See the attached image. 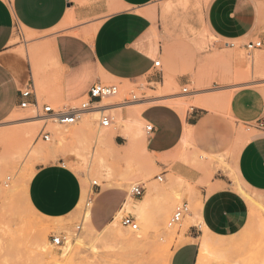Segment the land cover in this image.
<instances>
[{
	"label": "rangeland",
	"instance_id": "obj_1",
	"mask_svg": "<svg viewBox=\"0 0 264 264\" xmlns=\"http://www.w3.org/2000/svg\"><path fill=\"white\" fill-rule=\"evenodd\" d=\"M73 1L83 6L91 2ZM106 1L113 7L107 9L102 19L117 9L115 0ZM209 2L156 0L151 7L149 17L154 23L156 45L162 54L158 70L164 74L163 82L150 85L145 80L136 84L104 81L119 86L120 91L117 96L104 100L101 107L112 103L121 107L131 104L127 110L131 113L142 111L144 107L137 104L143 103L177 110L172 104L177 100H168L181 98L179 102L184 113L177 111L184 118L195 108L213 120L186 144L181 142L164 160L149 155L140 146L130 150L129 129L121 125L118 112H106L114 119L113 125L106 129L100 127L101 114L89 124L87 115L96 110L87 112L73 126H60L43 117L44 106L61 110L65 105L56 96V63L51 47L37 43L41 35L16 28L12 44L18 45L19 52L31 62L40 107L39 111L33 106L19 108L0 124V264H170L173 252L189 242L188 232L193 227L200 233L197 264H264V194L247 191L236 175V161L242 147L259 132L237 120L232 102L229 104L230 97L238 92H264V69L256 67L264 60V44L251 54L244 50V66L235 67L234 51L226 46L218 47L219 41L208 29L206 9ZM184 88L189 93L183 94ZM202 98L211 107L200 105ZM79 105L80 102L71 106ZM125 118L128 117L124 110ZM31 120L40 122L29 124ZM146 125L145 122L141 124L145 138ZM44 127L51 133L50 142L39 138ZM28 129L31 132L25 134ZM100 131H109L112 143L101 142ZM33 148H42L47 153L43 156L28 153ZM59 161L79 175L85 200L71 215L51 219L39 215L33 208L28 190L38 167ZM157 161L165 163L167 168H159ZM160 176L164 177L163 182L157 180ZM226 176L249 202L251 217L239 234L215 237L205 227L201 229L200 213L205 196L218 188L213 184L215 178ZM135 185H142L145 193L140 198L130 195L128 200L132 201L133 210L117 216L111 241L110 237L97 239L106 228L100 232L95 230L98 234L87 236L85 246L89 248L99 243L98 252L77 245L70 258L62 259L64 249L51 245L52 236L64 234L72 240L69 245L76 244L83 232L77 228L82 226L85 210L91 211L98 194L120 190L128 196ZM147 198L150 202L143 212L135 209ZM182 203L189 205L191 213L180 225L170 228L169 220ZM126 215L136 219L139 231L144 230L146 237L144 233L122 227L120 221ZM77 234L80 236L75 238ZM44 240L48 243L45 250L39 247ZM106 240L109 248L103 244ZM215 247L217 250L213 249Z\"/></svg>",
	"mask_w": 264,
	"mask_h": 264
},
{
	"label": "crops",
	"instance_id": "obj_2",
	"mask_svg": "<svg viewBox=\"0 0 264 264\" xmlns=\"http://www.w3.org/2000/svg\"><path fill=\"white\" fill-rule=\"evenodd\" d=\"M115 1L116 11L102 19L113 7L106 0H91L84 6L73 0H0V124L21 108L20 91L35 80L29 58L12 44L17 27L41 35L37 43L51 47L57 68L56 96L65 103L64 109L84 99L95 84L104 81L163 82L164 74L155 66L162 54L149 17L156 0ZM206 23L219 41L218 47L241 43L230 48L234 51L233 64L240 68L245 64L244 44L256 40L264 44V0H210ZM231 102L235 118L242 123L264 120V92L241 91L232 96ZM137 106L144 107L141 118L145 124L155 127V132L146 136L147 153L163 160L180 145L186 126L192 127L195 135L213 121L195 108L184 118L169 106ZM157 165L167 168L163 162L157 161ZM236 175L247 191L264 194L263 134L252 136L242 147ZM213 184L218 188L204 198L201 229L205 227L215 237L235 236L249 223V202L227 176L215 178ZM130 195L120 190L99 193L90 211L93 229L100 232L115 221ZM82 196L79 175L60 161L38 167L29 184L31 205L39 215L51 219L71 215ZM188 236L189 242L173 252L170 264H197L200 233L193 227Z\"/></svg>",
	"mask_w": 264,
	"mask_h": 264
},
{
	"label": "built area",
	"instance_id": "obj_3",
	"mask_svg": "<svg viewBox=\"0 0 264 264\" xmlns=\"http://www.w3.org/2000/svg\"><path fill=\"white\" fill-rule=\"evenodd\" d=\"M229 48H235L237 47V44L234 42H230L227 44ZM263 47V41H255V42H249L247 44H244V49L251 54L252 52L259 50ZM156 67L161 66V62L157 61L155 62ZM119 86L114 84H102L97 83L95 84L90 91L88 92L87 96L82 99L79 106H69V108L61 110H55L52 106H44L43 112L47 120H51L54 123L60 125V126H73L77 123H79L82 119V117L89 111L92 110H98L101 108L100 104L108 99L112 98L114 96H117L119 94ZM183 93L187 94L189 93V90L187 88L183 89ZM21 97L23 99V102L21 103V108L27 109L30 106H33L37 111H39V100L36 90V84L35 80L32 79L30 81V84L26 86L23 90L20 91ZM133 99L136 100L137 97L133 96ZM107 111H104L101 113L100 118V127L103 129L109 128L113 125V118L109 115H106ZM250 129L258 131L260 134L264 135V120H259L254 124L248 125ZM146 133L147 134H153L155 132V127L152 124L146 125ZM39 138L42 139L44 142H50L51 141V133L46 132V128L44 127L39 135ZM157 180L159 182L164 181V177L160 176L157 177ZM94 186H97V183L94 182ZM131 195L140 198L145 193V188L142 185H135L131 188ZM191 213L190 207L187 203H182L178 205L174 213L172 214L168 226L170 228L176 227L182 223V221L185 219L186 216H188ZM122 227L131 230L132 232L139 231V225L136 221V219L131 215L123 216L120 221ZM77 230H81V226L77 228ZM69 238L68 236L64 234L60 235H53L51 238V245L55 248H62L66 245Z\"/></svg>",
	"mask_w": 264,
	"mask_h": 264
},
{
	"label": "bare ground",
	"instance_id": "obj_4",
	"mask_svg": "<svg viewBox=\"0 0 264 264\" xmlns=\"http://www.w3.org/2000/svg\"><path fill=\"white\" fill-rule=\"evenodd\" d=\"M257 62V61H256ZM258 65L256 66V67H258L259 69H264V60H260V63H257ZM255 65V64H254ZM262 66V67H261ZM261 67V68H260ZM253 69H254V66H253ZM252 69V70H253ZM254 83V82H253ZM184 94V93H183ZM231 98H232V96L230 97V100H229V104H230V101H231ZM171 100H177L176 102H172V104L174 105V107L177 109V110H179V112L183 115V105H182V103L181 102H179V100H181V98H171V99H169L168 101H171ZM200 100H202V102H203V98L202 99H200ZM200 100H198V101H200ZM197 101V102H198ZM201 102V104H200V102H198L200 105H203L204 107H209V105H210V103H209V105H208V103L207 102H203L202 103ZM197 103V104H198ZM137 105H139V104H137ZM131 106V104H129V105H125V107L124 106H122L121 107V105L120 106H116V104L115 105H113V103L112 104H108V105H104V106H102L100 109H98V110H96V111H94V112H92V114H90V115H87L88 116V121H89V124H92V122L94 121V120H96V118H98L99 116H100V114L101 113H103L104 111H107V112H118L119 113V115H120V119H121V125L123 126V127H128V129H129V134L127 135L128 137H129V139H130V150L131 151H133V150H135L137 147H142L143 149H144V151H148L147 150V146H146V138L145 137H143V135H142V133H143V131L141 132V124H144V121L142 120V118H141V113H142V111H140L139 109L138 110H135V111H133V112H129V111H127L128 110V108ZM199 107V106H198ZM210 107H211V105H210ZM124 110H125V114H126V116L128 117L127 118V120H126V118L124 119ZM102 115V114H101ZM118 115V116H119ZM37 122H40L39 120L37 121V120H31V121H29V124L30 123H36L37 124ZM27 123V122H26ZM30 129V128H29ZM26 130V132H25V134H29L31 131L30 130ZM25 136V135H24ZM194 136V129L192 128V127H190V126H186V129H185V133H184V136H183V139H182V143L184 144H186L188 141H190L191 140V138ZM0 138H1V134H0ZM99 138H100V140H101V142H103V143H112V140H113V138L110 136V133H109V131H104L103 133H101V131H100V134H99ZM3 139V138H2ZM193 139V138H192ZM52 149V148H51ZM52 151H53V149L51 150V152L49 151V153H51V155H52ZM28 153H33V154H36V155H40V154H42V156H43V154L44 153H47L45 150H43L42 148H33V149H31V150H29V152ZM49 156V155H48ZM34 176V175H33ZM32 179V178H31ZM30 180V179H29ZM25 183V182H24ZM26 185V184H25ZM85 194V193H84ZM83 194V197H82V199H81V202L79 203V206H80V204L81 203H83V201L85 200V195ZM152 196H155V195H152ZM158 196V195H157ZM154 198H156V197H154ZM251 198V197H250ZM131 201V200H130ZM130 201L128 200L127 201V203L124 205V208H123V210L118 214V215H121L123 212H125V211H131V210H133V207H132V201H131V203H130ZM150 201H149V198H147V201L146 202H144V204H142L141 206L140 205H138V206H140V207H135V209H137L139 212H143L144 210H145V208L148 206V203H149ZM135 205V204H134ZM32 207V206H31ZM82 207V206H81ZM34 210V209H33ZM200 220H201V217H200ZM117 222V220L116 221H113L102 233H100V234H98V233H96V231L93 229V227L91 226V223H90V211H87V210H85V213H84V218H83V223H82V226H81V231H80V233L82 232V236H81V238H79L78 240H77V243L75 244L74 243V245H69V244H71V242H72V240H68V242L66 243V245L65 246H63L62 248L64 249V251H63V254H62V259L63 258H70V255L72 254V252H73V249L75 248V246H77V245H81V246H85V245H87V243H86V237L87 236H90V235H92V234H98V236L99 237H97V239H98V241H99V239H102V238H107V237H110V241H111V237L114 235V231H115V229H114V225H115V223ZM201 222V221H200ZM84 225H86L85 227H84ZM207 230V229H206ZM37 231V230H36ZM138 232V231H137ZM139 232H141V233H144V236H145V232H144V230H141V231H139ZM79 233V234H80ZM79 234H77L76 236H75V238H78V235ZM139 235V234H138ZM211 235V234H210ZM80 236V235H79ZM115 237V239H116V236H114ZM146 237V236H145ZM71 238V237H70ZM91 238V237H90ZM140 240H141V236H139L138 237ZM138 239V240H139ZM92 240V239H91ZM114 240V239H113ZM107 241V240H106ZM121 241V240H120ZM119 241V242H120ZM129 241H131V240H129ZM211 241V240H210ZM92 242V241H91ZM93 242H95V240L93 241ZM114 242H115V240H114ZM134 242V241H133ZM133 242H131L132 244H133ZM216 242V241H215ZM36 243H40V242H36ZM105 243L107 244V243H109L108 241L107 242H103V244H104V246H105ZM113 242H111V244H112ZM122 243H124V242H122ZM210 243V242H209ZM213 243V242H212ZM226 243V242H225ZM232 243V242H231ZM234 243V242H233ZM237 243V242H236ZM89 244H91V243H89ZM102 244V245H103ZM33 245V244H32ZM134 245V244H133ZM48 246V243L44 240L43 242H41L40 244H39V247H41V248H43L44 250L46 249V247ZM98 246H99V243H98V245H96V244H92L90 247L91 248H93V251L94 252H98V249L101 247H99L98 248ZM104 246H103V248H104ZM108 246V244L106 245V247ZM111 246V245H110ZM123 246H125V244L123 245ZM132 246V245H131ZM203 246V245H202ZM228 246H229V244H228ZM67 247V248H66ZM85 247H87V246H85ZM89 247V248H90ZM88 248V247H87ZM88 248V249H89ZM107 248H109V247H107ZM106 248V249H107ZM111 248V247H110ZM217 247H215V248H213V249H216ZM232 248V247H231ZM220 249H221V247H220ZM220 249L218 250V251H220ZM217 250V249H216ZM222 250H224L223 249V247H222ZM225 251V250H224ZM213 252H215V250H213ZM203 261V260H202Z\"/></svg>",
	"mask_w": 264,
	"mask_h": 264
}]
</instances>
